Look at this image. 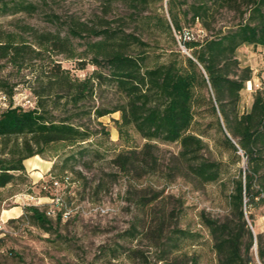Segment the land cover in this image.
I'll use <instances>...</instances> for the list:
<instances>
[{
    "label": "trees",
    "instance_id": "trees-1",
    "mask_svg": "<svg viewBox=\"0 0 264 264\" xmlns=\"http://www.w3.org/2000/svg\"><path fill=\"white\" fill-rule=\"evenodd\" d=\"M100 1L109 6L116 3L127 6V18L135 19L147 33L164 36L176 47L175 35L178 36L187 54L176 49L162 61L159 55L149 51L148 43L124 31L125 18L117 25L104 21L97 27L73 29L63 38L52 34L40 36L43 41L40 45L48 51L56 55L70 54L79 59L80 70L88 64L94 70L82 80L72 79L67 70L51 63L41 71L42 77L33 89L36 99L33 108L25 110L9 104L0 111V208L20 193L15 191L5 196L3 191L27 181L26 160L42 158L52 145L78 149L51 166L46 173L50 176L48 184L43 179L36 183L39 193L43 194L39 197L53 200L55 195L49 188H53L54 179L73 170L79 159L88 155L82 143L90 140L91 133L75 119L90 113L68 114L65 109L62 116H54L47 104L51 93L58 100L65 98L67 106L78 109L97 91L109 88L120 96L121 102L111 109L97 108L96 118L119 112L120 119L115 121L119 138L126 141L133 132L146 141L145 148L177 144L179 158L189 173L204 184L219 179L221 164L203 159L200 155L203 135L193 133L192 128L197 117L214 118L222 136L221 144L237 156L241 153L247 168L243 175L228 181L231 190L225 219L201 217L200 223L208 233L216 264H257L252 252L254 244L257 261L264 264L262 236L257 235L255 240L250 229L251 210L264 208V88L254 93L250 110L240 113V93L251 80V71L240 68L235 58L242 46L264 48V0H167V16L149 12L154 0ZM33 10L34 6L24 0H0V17ZM223 11L240 17L239 22L224 31L215 27L217 16ZM196 24L208 33L203 39L183 33L184 27ZM76 38L85 40L78 53L74 52L72 43ZM26 48L8 41L0 45V52L3 55L12 52L19 57ZM5 88L0 84V89ZM134 154L131 152L125 157L118 154L114 160L132 166ZM47 214V209L23 207L22 215L9 219L7 225L27 222L50 234ZM200 240L199 233L171 231L162 243L159 261L179 264V258H187L184 249Z\"/></svg>",
    "mask_w": 264,
    "mask_h": 264
},
{
    "label": "rangeland",
    "instance_id": "rangeland-1",
    "mask_svg": "<svg viewBox=\"0 0 264 264\" xmlns=\"http://www.w3.org/2000/svg\"><path fill=\"white\" fill-rule=\"evenodd\" d=\"M154 1L149 12L167 16V0ZM24 2L33 5L34 10L0 17V45L12 41L15 45L27 47L19 57L12 52L6 55L0 52V84L6 87L0 89V111L9 104L25 110L33 108L36 102L33 89L38 86L41 71L51 63L67 70L72 79L82 80L94 70L89 64L80 70L79 59L70 57V54L56 55L48 51L40 45L42 35L63 38L73 29L97 27L104 21L117 25L125 18L124 31L134 33L148 43L149 51L159 55L162 61L176 49L187 54L178 42V36L174 34L176 47L164 36L143 31L135 19L127 18L128 8L121 3L109 6L100 0ZM239 21L237 14L223 11L217 16L215 27L224 31ZM183 33L196 39L208 35L199 24L184 27ZM84 42L72 39L75 53L82 51ZM235 58L240 68L251 71V80L245 83L240 93L239 111L245 113L250 110L254 93L260 90L257 86L264 84V48L242 46ZM57 97L51 93L47 103L54 116H62L65 109L68 114L90 113L75 119L91 133L90 140L82 143L88 149V155L79 159L73 170L63 172L58 180L54 179L53 188L49 185L50 193L55 195L53 200L39 197L43 194L36 187L37 175L32 173L44 172L40 180L48 184L50 176L46 175V168L78 149L52 145L42 158L36 156L26 161L29 166L32 161H39L38 158L42 160L39 161L40 168L26 171L27 181L5 189L3 195L18 191L17 201L24 204L23 207L47 209L51 232L47 234L27 222L6 223L5 235L0 238V264H163L159 261L162 243L175 229L201 235L196 245L184 249L187 258H179V264H216L208 233L200 218L225 219L229 213L228 194L231 190L228 181L243 175L247 167L241 153L237 156L221 144L222 136L216 129L214 118L197 117L192 128L193 133L203 135L204 147L200 153L203 159L221 164L219 179L204 184L189 173L179 158L177 144H155L145 148L146 141L133 132L126 141L119 138L115 126V121L120 119L119 112L96 118L94 111L97 108L111 109L121 102L120 96L111 89L97 91L78 109L67 106L65 98L58 100ZM131 152L136 153L132 166L114 160L118 154L125 157ZM15 198L2 206L7 209L14 205ZM250 213L253 215L250 229L255 240L261 235L264 241V208ZM248 223L250 225V221ZM252 252L256 263L260 264L256 244Z\"/></svg>",
    "mask_w": 264,
    "mask_h": 264
},
{
    "label": "crops",
    "instance_id": "crops-1",
    "mask_svg": "<svg viewBox=\"0 0 264 264\" xmlns=\"http://www.w3.org/2000/svg\"><path fill=\"white\" fill-rule=\"evenodd\" d=\"M38 159H39V161H42L40 158H38ZM28 160H30V159H28ZM28 160H26V161H28ZM26 161L24 162V167H25L27 173L30 169L31 170L32 169L37 170V168H40V166H41V163H39V161H32L29 166H26ZM49 170H50V167H47L45 172H48ZM42 173L44 174V172H42ZM42 173H40L39 171H36V172H33L32 174H36L37 177L35 180L39 181L41 178H43ZM32 174H31V176H33ZM32 178H34V177H32ZM20 195H22V194H20ZM14 197H16L15 198L16 201H14L15 206H13L12 208H8V209H5L3 206H1V208H0V215H1L2 219L5 221L9 220V219L19 218L23 213L24 204L17 201L18 200L17 195L13 196L12 198H14Z\"/></svg>",
    "mask_w": 264,
    "mask_h": 264
},
{
    "label": "built area",
    "instance_id": "built-area-1",
    "mask_svg": "<svg viewBox=\"0 0 264 264\" xmlns=\"http://www.w3.org/2000/svg\"><path fill=\"white\" fill-rule=\"evenodd\" d=\"M250 82V81H249ZM263 82H264V77H263ZM257 88H264V84L262 85L261 83L257 86ZM248 89H251V85L250 87H248ZM55 184V183H54ZM7 220H3L1 215H0V238H3L5 235V226H6Z\"/></svg>",
    "mask_w": 264,
    "mask_h": 264
}]
</instances>
